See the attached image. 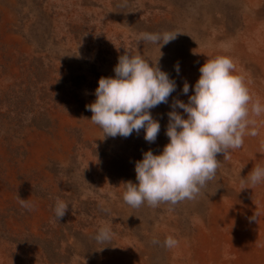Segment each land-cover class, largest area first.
Returning a JSON list of instances; mask_svg holds the SVG:
<instances>
[{"label":"rangeland","instance_id":"374dc122","mask_svg":"<svg viewBox=\"0 0 264 264\" xmlns=\"http://www.w3.org/2000/svg\"><path fill=\"white\" fill-rule=\"evenodd\" d=\"M164 31L178 34L161 48L140 38ZM125 51L158 60L176 82L168 104L151 110L161 125L154 143L143 129L104 137L86 108ZM217 56L244 78L257 135L217 155L216 176L195 199L129 206L135 162L162 152L170 105L188 101ZM257 101L264 106V0H0V264H264V183L244 184L264 166ZM57 198L69 205L60 220ZM101 227L110 243L95 240ZM168 236L175 247L164 246Z\"/></svg>","mask_w":264,"mask_h":264},{"label":"clouds","instance_id":"9594fccd","mask_svg":"<svg viewBox=\"0 0 264 264\" xmlns=\"http://www.w3.org/2000/svg\"><path fill=\"white\" fill-rule=\"evenodd\" d=\"M177 34L172 31L145 32L140 38L161 48L175 40ZM174 67L179 74V63ZM113 71L114 77L99 78L96 99L86 105L92 113L90 120L102 129L104 137L127 138L143 129L145 141L154 143L161 125L153 118L151 110L160 104H168L176 90L175 80L161 70L158 60L152 62L129 51L118 57ZM199 72L194 94L188 96V101L174 99L170 105L165 133L168 143L162 152H143V158L135 162L137 182H124L123 200L129 206L139 208L145 203L151 207L160 203L174 206L195 199L215 178L220 166L217 155L223 154L227 158L231 150L243 145L245 135H257L255 128L248 130L254 123L249 119L252 97L244 78L235 73L232 59L227 56L208 58ZM189 87L185 82L182 89L185 95L189 93ZM177 109H182L183 114ZM262 112L264 106L259 101L252 103V114L259 116ZM260 183H264V166L254 165L244 184L254 187ZM18 201L22 207L32 210L28 199L18 195ZM68 207L57 198L53 209L55 219L60 220ZM112 235L109 227H101L95 240L107 244ZM177 243L172 236L164 240L166 248H173Z\"/></svg>","mask_w":264,"mask_h":264}]
</instances>
